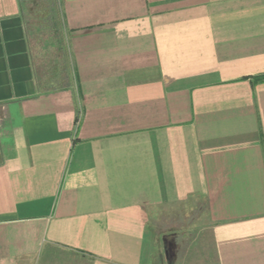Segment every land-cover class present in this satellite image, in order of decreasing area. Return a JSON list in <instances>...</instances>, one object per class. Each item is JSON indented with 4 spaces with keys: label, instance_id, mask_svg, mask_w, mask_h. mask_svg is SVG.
<instances>
[{
    "label": "crops",
    "instance_id": "0c3cea01",
    "mask_svg": "<svg viewBox=\"0 0 264 264\" xmlns=\"http://www.w3.org/2000/svg\"><path fill=\"white\" fill-rule=\"evenodd\" d=\"M264 264V0H0V264Z\"/></svg>",
    "mask_w": 264,
    "mask_h": 264
},
{
    "label": "rangeland",
    "instance_id": "374dc122",
    "mask_svg": "<svg viewBox=\"0 0 264 264\" xmlns=\"http://www.w3.org/2000/svg\"><path fill=\"white\" fill-rule=\"evenodd\" d=\"M42 1L44 0H37ZM204 223L205 218L199 215V211L188 210V206L171 209L150 219L152 264H181L196 230Z\"/></svg>",
    "mask_w": 264,
    "mask_h": 264
}]
</instances>
